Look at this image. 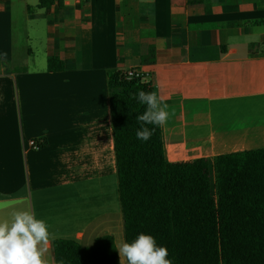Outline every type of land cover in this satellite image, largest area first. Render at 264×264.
I'll list each match as a JSON object with an SVG mask.
<instances>
[{"label": "crops", "instance_id": "0c3cea01", "mask_svg": "<svg viewBox=\"0 0 264 264\" xmlns=\"http://www.w3.org/2000/svg\"><path fill=\"white\" fill-rule=\"evenodd\" d=\"M52 1L0 0V220L44 219L49 264L57 239L125 241L113 72L147 77L165 161H208L213 191L218 156L264 148V0Z\"/></svg>", "mask_w": 264, "mask_h": 264}, {"label": "trees", "instance_id": "16d2710c", "mask_svg": "<svg viewBox=\"0 0 264 264\" xmlns=\"http://www.w3.org/2000/svg\"><path fill=\"white\" fill-rule=\"evenodd\" d=\"M52 3L38 0V7ZM57 63L50 58L48 70ZM143 79L119 70L108 82L125 241L150 234L173 264H264V148L218 156L214 195L208 161L167 163L159 126L145 125L154 129L147 142L136 138L146 106L134 96L151 92ZM52 249L55 264H119L110 235L89 247L57 239Z\"/></svg>", "mask_w": 264, "mask_h": 264}, {"label": "clouds", "instance_id": "9594fccd", "mask_svg": "<svg viewBox=\"0 0 264 264\" xmlns=\"http://www.w3.org/2000/svg\"><path fill=\"white\" fill-rule=\"evenodd\" d=\"M141 83H148L147 77ZM134 98L146 106L144 112L136 116L141 125L136 138L147 142L154 129L145 125L165 126L172 115L170 106L155 91L141 89ZM52 239L54 235L49 225L44 219L37 218L35 212L15 211L10 218L0 220V264H49L46 254ZM116 249L120 264H173L168 258L167 247L158 245L152 235L143 232L131 242L121 241Z\"/></svg>", "mask_w": 264, "mask_h": 264}, {"label": "built area", "instance_id": "2783aa9c", "mask_svg": "<svg viewBox=\"0 0 264 264\" xmlns=\"http://www.w3.org/2000/svg\"><path fill=\"white\" fill-rule=\"evenodd\" d=\"M125 77L128 80H132V79H139V78H143V75L141 72L134 70V69H129L127 71H125ZM29 145L33 148H37L36 144L34 141H30Z\"/></svg>", "mask_w": 264, "mask_h": 264}, {"label": "rangeland", "instance_id": "374dc122", "mask_svg": "<svg viewBox=\"0 0 264 264\" xmlns=\"http://www.w3.org/2000/svg\"><path fill=\"white\" fill-rule=\"evenodd\" d=\"M213 194L215 195V191H213ZM124 224V223H123ZM121 242V241H120Z\"/></svg>", "mask_w": 264, "mask_h": 264}]
</instances>
